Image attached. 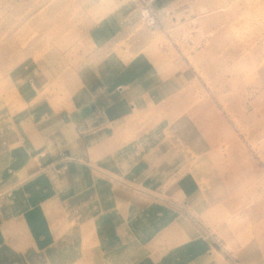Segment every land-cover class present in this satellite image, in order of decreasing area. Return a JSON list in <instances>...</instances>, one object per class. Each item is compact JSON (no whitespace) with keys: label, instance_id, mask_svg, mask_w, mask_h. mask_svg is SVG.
I'll return each instance as SVG.
<instances>
[{"label":"rangeland","instance_id":"obj_1","mask_svg":"<svg viewBox=\"0 0 264 264\" xmlns=\"http://www.w3.org/2000/svg\"><path fill=\"white\" fill-rule=\"evenodd\" d=\"M142 1L0 0V209L17 217L0 264H264V0H156L157 29L139 18ZM146 74L165 83L161 103L124 137L138 159L161 155L165 173L136 191L144 226L120 239L107 218L88 221L120 209L106 194L65 201L28 178L23 138L93 128L80 109ZM53 142L35 151H60ZM79 160L61 153L45 174ZM94 200L106 211H86Z\"/></svg>","mask_w":264,"mask_h":264},{"label":"crops","instance_id":"obj_2","mask_svg":"<svg viewBox=\"0 0 264 264\" xmlns=\"http://www.w3.org/2000/svg\"><path fill=\"white\" fill-rule=\"evenodd\" d=\"M160 81L155 76L146 74L141 78L132 77L124 84L105 90V93L102 90L100 92L101 96L97 95V98L95 97L93 101L82 107L78 112L81 117L94 116L97 118L99 124L94 125L93 128H76L75 123H69L67 127L62 125L61 128H37V130L31 128V135L23 138L27 152L34 157V163L31 162V165H33V168L35 167V171L26 173L30 174L28 178L39 180L40 176L42 181L50 185L54 196L57 197V191L61 196L60 198L65 199V201H71L76 196L84 193L88 195L93 192L91 197L92 195L101 197L106 194L112 205L120 209L116 211L109 210L108 215H99L94 219H88V221L97 224L99 220L107 218L109 220L108 228H112L114 231L117 230L118 235L116 236L118 238L121 239V237L127 235L126 239H134L130 237V234H132L130 229L133 228V225L137 228L144 226V223L139 220L140 214L148 208L147 203L136 195V191L143 192L142 186H146L148 184L146 182L159 181V179L164 178L165 172L159 168L163 161L161 155L156 158L151 155L140 159L136 158L135 144L125 141L124 136L134 131V128H129L131 121L141 111L148 112L151 107L160 105L162 100L160 99V92L163 85H165ZM78 125L81 126V123ZM50 134H53V136ZM45 137L49 141L57 142L58 144L53 142L52 148L60 151L46 157L43 153L36 152L35 149L46 140ZM61 153L76 156L80 160L68 162L67 172L45 174L47 168L58 162ZM153 159L154 161H152ZM169 164L175 166L174 159ZM157 166L159 167L157 168ZM169 169L173 171L172 166ZM165 170H167V166ZM26 174L21 173L22 180H24L23 176ZM105 177H108L109 180ZM122 178H125L126 182ZM118 181H122L127 185H129L128 183L135 185H129V190H125L115 185ZM16 186L12 191L18 197L20 194L22 195V192H19ZM58 201L60 200L58 199ZM91 202L87 203L86 206V211H89V213L92 211H95V213L106 211L103 208L105 205L102 204V201L100 203L94 200L92 202L95 205L94 208L89 206V204H92ZM19 206L20 210L17 211L20 212L22 206L21 204ZM9 213L12 212L7 209H0V233L7 224L17 227V217L12 218ZM138 223H141L142 226L136 225ZM125 230L128 231L125 232Z\"/></svg>","mask_w":264,"mask_h":264},{"label":"built area","instance_id":"obj_3","mask_svg":"<svg viewBox=\"0 0 264 264\" xmlns=\"http://www.w3.org/2000/svg\"><path fill=\"white\" fill-rule=\"evenodd\" d=\"M142 8L139 12V18L152 29H157L161 26V21L157 15L156 0H143Z\"/></svg>","mask_w":264,"mask_h":264}]
</instances>
